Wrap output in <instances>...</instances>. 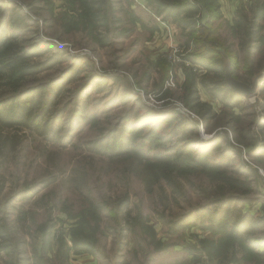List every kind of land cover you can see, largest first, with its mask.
Listing matches in <instances>:
<instances>
[{"label": "rangeland", "instance_id": "374dc122", "mask_svg": "<svg viewBox=\"0 0 264 264\" xmlns=\"http://www.w3.org/2000/svg\"><path fill=\"white\" fill-rule=\"evenodd\" d=\"M251 4L218 0L211 23L203 9L183 32L149 0H0V41L34 52L28 62L51 58L17 82L41 91L45 134L13 128L1 144L0 264H264V46L234 23ZM227 70L257 79L235 106L200 82ZM217 135L226 160L201 152ZM125 138L116 157L91 143ZM233 192L245 230L215 217L211 200Z\"/></svg>", "mask_w": 264, "mask_h": 264}, {"label": "trees", "instance_id": "16d2710c", "mask_svg": "<svg viewBox=\"0 0 264 264\" xmlns=\"http://www.w3.org/2000/svg\"><path fill=\"white\" fill-rule=\"evenodd\" d=\"M153 5L155 14L161 16L165 20H169L177 27L181 28L183 32L192 31L201 21L202 10L206 9L209 15V22L214 20L216 16V10L218 6V0H149ZM84 15L88 18L87 8L83 7ZM251 16L248 18L243 9L237 10V16L234 19L236 30H243L245 33V40L248 46L254 45V47L264 46V22L259 24L264 19V0H252L250 8ZM258 27L254 29V27ZM262 31V32H261ZM261 34H257V33ZM7 35L2 41H0V153L1 147L5 140L9 137L5 135L6 130L13 128L26 127L29 129L35 128L38 135H44L49 125L48 121H43L44 113L36 117V107L38 105L39 98L34 96L40 93L34 90L28 93V90H23L24 87L17 84L18 81L23 79L25 76L36 74L50 66H46L49 60L28 62L30 57L34 55V52L27 50L25 46H21L20 49L14 48L15 42L12 39H8ZM13 37H15L13 35ZM12 38V37H11ZM102 43V41H99ZM253 43H256L253 44ZM56 63V62H55ZM195 63L202 65L210 71L218 74L220 69L208 63L204 59L196 58ZM53 63H51L52 65ZM193 74V73H192ZM188 79V90L189 94L195 92L196 76L193 74ZM205 87L210 89L212 96L226 105L235 106L238 104L239 94L233 91L226 83L224 78H215L212 80L200 81ZM32 89V88H30ZM23 90V91H22ZM49 98L51 92H49ZM194 101L196 98H193ZM197 105H202L196 102ZM210 106L208 105L207 108ZM39 119V121H37ZM167 120V118H166ZM182 132H186V128H182ZM175 136V135H174ZM216 140L209 146V150H201L202 153L220 152L219 158L226 160L228 155L221 151L220 147L222 142L219 139V135L216 136ZM91 141L92 146L96 148L99 153L111 157L125 155L129 151L128 138L124 141L117 143V140H113L111 143H96ZM15 143H13L14 147ZM258 154V152H256ZM212 154V153H211ZM229 177H226L228 180ZM237 181V180H234ZM242 184H247L248 181H238ZM27 195L26 193H24ZM242 195L238 192L224 194L221 197H216L211 200L214 205L220 203V216L218 219L223 217L230 221L234 226L241 227V230H245L247 225L251 223V218L247 213H242L241 209H232L229 211V206L234 204H241L242 200L238 201V196ZM246 197V196H242ZM224 203V204H223ZM221 204L223 206L221 207ZM182 220H177L175 225H181ZM5 246L0 245L3 249ZM77 253L93 252L92 248L80 246Z\"/></svg>", "mask_w": 264, "mask_h": 264}, {"label": "water", "instance_id": "95a60500", "mask_svg": "<svg viewBox=\"0 0 264 264\" xmlns=\"http://www.w3.org/2000/svg\"><path fill=\"white\" fill-rule=\"evenodd\" d=\"M225 81L227 85L235 92L240 94H254L256 92V85H257V79H252V85L249 86L248 84L239 81L231 75V72L229 70L225 73Z\"/></svg>", "mask_w": 264, "mask_h": 264}, {"label": "crops", "instance_id": "0c3cea01", "mask_svg": "<svg viewBox=\"0 0 264 264\" xmlns=\"http://www.w3.org/2000/svg\"><path fill=\"white\" fill-rule=\"evenodd\" d=\"M173 24V23H172ZM174 26H176L175 24H173ZM177 27V26H176ZM181 29V28H180ZM95 261L94 260H90V264H94Z\"/></svg>", "mask_w": 264, "mask_h": 264}]
</instances>
